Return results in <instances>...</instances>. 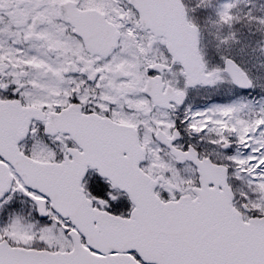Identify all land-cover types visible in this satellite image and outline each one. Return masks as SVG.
<instances>
[{
  "label": "snow or ice",
  "instance_id": "obj_1",
  "mask_svg": "<svg viewBox=\"0 0 264 264\" xmlns=\"http://www.w3.org/2000/svg\"><path fill=\"white\" fill-rule=\"evenodd\" d=\"M189 2L0 0V264H264V104L182 107L253 86ZM215 15L218 50L264 37L241 0Z\"/></svg>",
  "mask_w": 264,
  "mask_h": 264
},
{
  "label": "rangeland",
  "instance_id": "obj_2",
  "mask_svg": "<svg viewBox=\"0 0 264 264\" xmlns=\"http://www.w3.org/2000/svg\"><path fill=\"white\" fill-rule=\"evenodd\" d=\"M223 0H204V7L206 9L201 10L197 16L201 23L205 27V35H207L208 42L211 43V59H217V65L221 64V55H235L241 64L248 70L253 82L255 84L253 90L248 92H241L237 90L230 82L219 84L218 90L214 91L217 94L215 102L206 106L211 107L213 105H224L231 103H248L254 107H258L264 104V52L261 48L264 45L257 44V37H261L259 33L256 36H249L247 32L241 43L234 45L231 48H220L216 47L217 41L215 39L218 33H222L224 30L218 27L215 23L216 11L219 9ZM192 8V2L190 0L188 7ZM251 6L257 14H264V0H241V8H247ZM255 32V29H252ZM210 59V62H211ZM218 99V100H217ZM19 197H17L16 204L19 203ZM15 211L20 213L30 222H35V217L38 219V214L35 213L31 204L27 201L18 204ZM35 216V217H34Z\"/></svg>",
  "mask_w": 264,
  "mask_h": 264
},
{
  "label": "flooded vegetation",
  "instance_id": "obj_3",
  "mask_svg": "<svg viewBox=\"0 0 264 264\" xmlns=\"http://www.w3.org/2000/svg\"><path fill=\"white\" fill-rule=\"evenodd\" d=\"M201 24V50L205 55V59L208 61L209 66H216L217 65V59H211V43L208 42L207 40V35H205V27L201 23V21H198ZM211 59V62H210ZM220 85L217 86H197L194 88H190L188 91V95L186 98L185 105L182 107L187 108L190 107L192 111H197V110H203L206 106L212 104L215 102V97H216V90H218ZM219 94H217L218 98ZM218 100V99H217ZM192 142L194 143H199L203 145L202 141H199L198 138H191ZM19 203L21 204L24 201L23 197H19Z\"/></svg>",
  "mask_w": 264,
  "mask_h": 264
},
{
  "label": "water",
  "instance_id": "obj_4",
  "mask_svg": "<svg viewBox=\"0 0 264 264\" xmlns=\"http://www.w3.org/2000/svg\"><path fill=\"white\" fill-rule=\"evenodd\" d=\"M234 85V84H233ZM236 88H238V89H240V90H242V91H247V90H250L251 89V87H239V86H236V85H234Z\"/></svg>",
  "mask_w": 264,
  "mask_h": 264
},
{
  "label": "trees",
  "instance_id": "obj_5",
  "mask_svg": "<svg viewBox=\"0 0 264 264\" xmlns=\"http://www.w3.org/2000/svg\"><path fill=\"white\" fill-rule=\"evenodd\" d=\"M190 6V5H189ZM190 10V9H189ZM35 217V216H34ZM35 219H37V217H35Z\"/></svg>",
  "mask_w": 264,
  "mask_h": 264
}]
</instances>
